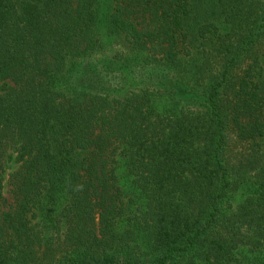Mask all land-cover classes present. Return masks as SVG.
<instances>
[{
	"label": "trees",
	"instance_id": "obj_1",
	"mask_svg": "<svg viewBox=\"0 0 264 264\" xmlns=\"http://www.w3.org/2000/svg\"><path fill=\"white\" fill-rule=\"evenodd\" d=\"M101 23L130 50L91 59ZM10 149L0 264H264V0H0V170Z\"/></svg>",
	"mask_w": 264,
	"mask_h": 264
},
{
	"label": "rangeland",
	"instance_id": "obj_2",
	"mask_svg": "<svg viewBox=\"0 0 264 264\" xmlns=\"http://www.w3.org/2000/svg\"><path fill=\"white\" fill-rule=\"evenodd\" d=\"M101 29V35H102V48L97 52L91 54L93 60H105L108 58H112L116 54L120 52H128L130 48H128L127 45L122 44V38L120 36H117L115 34H112L107 30V25L105 23L100 24ZM133 55H136L133 53ZM130 87L128 84H125V86H119V95L124 96L127 92V90ZM158 101L160 103H163L164 100L159 98ZM19 166V162L17 161V153L14 149H10L5 157L4 160V169L0 170V180L2 183L1 191L8 199V201H11L9 185V174L17 169ZM122 186L125 190H128L130 188L129 179L127 177V174L125 171L122 170V179H121ZM139 202L142 203V206L145 208H149V203L145 199H139ZM63 206V199H59L58 202L54 206V210L56 212H59ZM134 208H136L137 205H132ZM137 212L133 210L130 216H126L125 220H122L120 224L118 225L119 231L123 236H128L130 238V244L135 243L137 246H139L140 250L143 252H147L150 249L149 244L151 243V221H148L146 223L145 217L137 216ZM46 213L40 214V221L43 223L46 219ZM44 216V217H43ZM43 221V222H42ZM51 224L47 225L49 229H45L42 225L38 227L39 232V245L37 244V249L40 255H44L45 258L50 259V256L55 254L53 251V248L57 247L62 243L64 240V230L65 225L63 221L58 222L57 224H52V221L50 220ZM128 230H131L132 232H129ZM129 242V241H128ZM53 251V252H52ZM51 252V253H50ZM48 253V254H46ZM152 255L147 256L149 260H152ZM27 262V261H26Z\"/></svg>",
	"mask_w": 264,
	"mask_h": 264
}]
</instances>
